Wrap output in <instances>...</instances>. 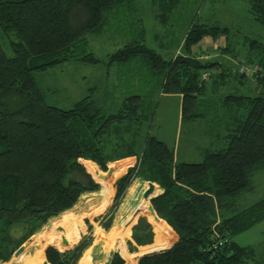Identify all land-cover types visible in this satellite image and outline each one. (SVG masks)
Instances as JSON below:
<instances>
[{"label":"trees","instance_id":"trees-1","mask_svg":"<svg viewBox=\"0 0 264 264\" xmlns=\"http://www.w3.org/2000/svg\"><path fill=\"white\" fill-rule=\"evenodd\" d=\"M131 1L0 0V258L81 193L97 190L98 182L108 192L116 170H101L119 157L125 170L112 183L109 208L132 178L153 181L161 190L143 202L141 211L153 224L151 246L168 241L171 230L175 234L167 249L142 253L135 264H264V255L258 256L253 246L233 239L264 218V194L244 206L236 203L264 159V41L245 37L246 47L239 50L228 26L217 20L191 21L177 51L167 56L145 46L141 36L111 52L121 63L135 62L151 92H129L111 112L91 93L66 108L44 100L34 70L68 58L96 60L86 51V36L105 26L104 12ZM150 1L162 24L180 2ZM243 1L252 19L264 26V0ZM3 38L8 50L2 48ZM203 38L220 40L212 50L232 58L204 55ZM236 59L257 65L251 76L236 69ZM204 70L207 74L201 76ZM154 92L179 94V118L184 121L209 123L210 108L218 106L212 115L218 127L204 133L207 142L199 148V160L177 159L171 146L144 128L154 110ZM79 158H85L84 165ZM60 216L51 230L59 225L69 244L70 235L81 228L73 220L67 224L70 213ZM109 219L103 221L105 228ZM50 231L29 251L28 263L40 264L44 253L50 264H74L88 239L59 249L54 234L53 245L43 249ZM130 235L136 243L149 242L145 216L136 217ZM122 262L113 251L107 264Z\"/></svg>","mask_w":264,"mask_h":264},{"label":"rangeland","instance_id":"rangeland-1","mask_svg":"<svg viewBox=\"0 0 264 264\" xmlns=\"http://www.w3.org/2000/svg\"><path fill=\"white\" fill-rule=\"evenodd\" d=\"M130 3L129 5L128 3L121 5L118 10L104 12L108 16L105 26L98 33H91L86 36V51H90L96 60L86 61L79 58H68L34 70V77L42 90L46 103L66 108L84 94L91 93L103 103L102 107L105 112H111L116 110L123 95L134 91L151 92L149 87L143 84L145 81L141 80V77L143 78L144 74L140 77L139 68L136 67L135 62L121 63L114 57H110L111 52L121 48L123 44L129 41H138L141 36L143 37L141 42L145 46L167 56L177 51L176 45H179L182 35L191 21L217 20L219 23L228 26L230 32L235 33V42L238 38L236 44L239 50L246 47L247 38L245 37L264 41V26L252 19L247 4L243 0H180L165 24L159 23L158 19L154 17L156 9L152 1L132 0ZM217 42L221 41H210L203 38L201 45L208 50L207 53L210 55L216 49L211 46ZM2 48L9 49L7 38H3ZM227 55L230 54L225 53L224 58H227ZM151 101L152 103L155 102L154 110H152L151 118L146 121L144 128L171 146L177 159L199 160L201 158L199 148L207 142L204 133L209 131L208 128L213 130L218 127L215 117L212 116L217 114L218 106L210 108L209 123L202 119L190 122L179 118V97L177 94H156L154 92ZM131 159L130 156L128 160ZM78 160L84 165L82 159L79 158ZM124 162L123 158L116 157L107 161L105 170L100 169L109 172L116 170L108 192L107 188H102L96 180L97 178L89 172L93 179L98 182V189L81 193L69 208L47 217L27 236L29 239L22 249L26 255L9 253L6 258H0L4 262L2 264H10L11 262L24 264L29 255L28 251L37 247L39 243H43L44 236L56 224V219L59 220L60 215L65 214V212L72 215L66 219L67 224L73 220L81 228V234L70 235L72 240L70 243L74 244L81 238L88 239L89 243L92 238L93 244L98 245L92 250L99 257L108 248H112L121 258H126L131 262V258L134 256L133 251L141 252L151 249L149 247L157 249L172 242L175 234L169 228L172 232L169 240L165 242L162 240L158 245L151 246L155 242L153 224L140 211L143 208V202L147 201V198L140 195V191L145 186V180L137 177L132 178L119 202L112 209L109 208L114 192L112 183L125 170ZM95 166L97 167L96 164ZM262 194H264V159L251 174L250 186L243 190L236 203L238 206H244ZM138 215L145 216L150 223L151 239L149 242L136 243L131 238V224ZM107 218H110V222L105 228L103 221ZM126 227H128L127 234ZM54 234L57 235L53 243L54 246L59 249L67 247L68 244L60 245L62 230L58 225L50 231L43 249L47 244H52L50 242ZM233 239L240 245L253 246L258 256L264 255V218L234 234ZM85 252L83 260L79 264L87 261ZM250 262L248 261V264Z\"/></svg>","mask_w":264,"mask_h":264},{"label":"crops","instance_id":"crops-1","mask_svg":"<svg viewBox=\"0 0 264 264\" xmlns=\"http://www.w3.org/2000/svg\"><path fill=\"white\" fill-rule=\"evenodd\" d=\"M213 55H212V57H218L219 59H222V60H225V61H228V60H230L232 57H231V55H227V58L225 57L224 58V54H221V53H217V52H213L212 53ZM223 56V57H222ZM178 95V97H179V94H177ZM80 159H85V158H80ZM154 185L155 186H157V184L156 183H154ZM104 187V186H103ZM102 187V188H103ZM161 189L157 186V191H155L154 193H157V192H159ZM153 194V193H152ZM149 202V201H148ZM144 208H142L140 211H142ZM154 212V211H153ZM155 214V213H154ZM147 220V219H146ZM135 221V220H134ZM133 221V222H134ZM132 222V223H133ZM128 233V232H127ZM126 233V234H127ZM125 234V235H126ZM27 242V241H26ZM26 242H25V244H26ZM24 244V245H25ZM73 245V243H70V244H68L67 245V247L66 248H68V247H70V246H72ZM98 245L96 244V245H94L93 244V242H92V238H91V240H90V242L88 243V245H86L82 250H81V252H80V254H79V256L77 257V259L75 260V262H74V264H79L80 263V261H82L83 260V255H84V252L86 253V257L88 258L87 259V261H85L84 263H82V264H102V261L105 259V256H106V254H107V250L109 249H107L105 252H103V254H102V256L101 257H99L97 254H94V250H92L93 249V247H97ZM24 247V246H23ZM38 247V246H37ZM90 247H92V248H90ZM150 248H152V247H150ZM150 250V249H149ZM24 251V250H23ZM148 250H144V251H141V252H139V251H133V257L131 258V262H130V260H127L126 258H122L123 259V262H122V264H135L136 263V259H137V256L138 255H140V254H142V253H145V252H147ZM29 252V251H28ZM130 252V251H129ZM11 253V252H10ZM135 253H137V254H135ZM12 254V253H11ZM18 255V254H17ZM22 256V255H21ZM17 257H20V256H17ZM43 259H45L44 257H43ZM22 260V259H21ZM41 262V261H40ZM2 263H4L3 261H1L0 260V264H2ZM10 264H17V262H14V263H10ZM46 264H50L48 261L46 262Z\"/></svg>","mask_w":264,"mask_h":264},{"label":"water","instance_id":"water-1","mask_svg":"<svg viewBox=\"0 0 264 264\" xmlns=\"http://www.w3.org/2000/svg\"><path fill=\"white\" fill-rule=\"evenodd\" d=\"M102 174H99V176H101ZM153 186H154V182L153 181H150V180H145V186L142 188V190L140 191V195H141V197H143V198H149L151 195H154L155 193H153V194H151V192H152V189H153ZM151 194V195H150ZM149 206H150V208H151V205H150V203H149ZM152 209V208H151ZM79 234H81V232L79 231ZM29 239V237L28 238H26L24 241H22L19 245H17L15 248H10V252L13 254V255H17V254H19L21 251H22V249H23V246H24V244H25V242L27 241ZM61 239H62V241H61V243L63 244V245H66L67 244V241L66 240H64L63 239V235H61ZM170 244H171V242L168 244V245H166V246H162V247H159V248H151L150 250H148L147 252H145V253H151V252H155V251H159V250H165V249H167L169 246H170ZM112 252H113V249L112 248H109L108 250H107V254H106V256H105V259L102 261V264H107L108 263V261H109V259H110V257H111V254H112ZM46 259H42L41 260V262H40V264H46Z\"/></svg>","mask_w":264,"mask_h":264},{"label":"built area","instance_id":"built-area-1","mask_svg":"<svg viewBox=\"0 0 264 264\" xmlns=\"http://www.w3.org/2000/svg\"><path fill=\"white\" fill-rule=\"evenodd\" d=\"M208 53H205L204 55H207ZM236 69L242 73L245 74V76H251L253 71L256 69L257 65L253 62H244L243 59H236ZM207 74V71L204 70L201 72V76H205Z\"/></svg>","mask_w":264,"mask_h":264},{"label":"bare ground","instance_id":"bare-ground-1","mask_svg":"<svg viewBox=\"0 0 264 264\" xmlns=\"http://www.w3.org/2000/svg\"><path fill=\"white\" fill-rule=\"evenodd\" d=\"M147 201H148V200H147ZM147 201H146V202H147ZM145 204H146V203H145ZM145 204L143 205V207L145 206ZM20 253H21L22 255H26V252H23V251H22V252H20ZM23 253H24V254H23ZM25 262L28 263V260L25 259ZM35 264H36V263H35Z\"/></svg>","mask_w":264,"mask_h":264}]
</instances>
